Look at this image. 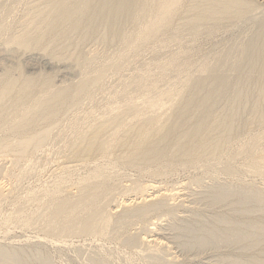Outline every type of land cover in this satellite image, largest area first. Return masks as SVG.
<instances>
[{
  "label": "rangeland",
  "instance_id": "rangeland-1",
  "mask_svg": "<svg viewBox=\"0 0 264 264\" xmlns=\"http://www.w3.org/2000/svg\"><path fill=\"white\" fill-rule=\"evenodd\" d=\"M43 1L44 0H29V1L28 0H0V89L6 83H11V85H9V87H7L3 90V91H5L3 96H1L3 91L0 90V98H1L0 99V113H1L0 117L2 116L1 119H3L4 117L5 118L10 117V114H8V113H10L9 110L11 108L10 103L13 100H15L16 98H18V95L21 94L20 93L21 89L23 92V90H25V88L28 84L32 86L31 88H29L30 94L27 95L28 99L26 97H24L27 100L23 98L24 102H26V104L28 106H31V104L34 103L33 97L36 98L38 93L42 94L43 91H45L43 94L48 93V91L50 92L51 89H52V91L56 90V92H58V93H60V90L66 91V92L60 93L62 95L57 93L56 96L60 95V98H57L58 97L57 96L56 97L57 99L54 100V103H53V101H51L52 98L49 100L51 102L44 101V103L46 105H44L43 108L48 105V107H50V109L46 108L45 110H43L42 107L38 106L40 109L42 108L41 110H43V111L47 110V112L43 113V111L41 112V110L38 109L37 107L33 109L36 111L37 116L40 115V117H43V116H45V114L48 115V114H51V112H52L54 118H51L50 121H45V120L39 118L40 120L38 121V119H37V121H36L35 120L36 118L34 119L33 117H29V118H32L34 120V123L31 122L33 120H30V122H27L29 124V127L32 126L29 128L30 130L28 129L29 131L34 132V134H35L36 131L41 132L43 127L45 128V130H46V128L47 129L51 128L50 126L47 127V125H49L48 123H50V122H51V124L56 122V124H53L54 127L52 125L51 129L46 130L47 132L51 130V132L48 133V135H46L47 133L43 132V130L41 133H43V134L46 133L45 136L44 135L38 136V134H40V133L36 132L37 135L35 134V136H34V139H36V140H34L32 145H30L31 147H28L29 153H31L30 157H28L29 159L27 157H24V158H21L20 160L18 159L19 161L15 160V157L11 156L13 154L10 152H9L10 155L9 154H7L6 156L2 155L3 158H5L7 156H8V158H6V159H3L2 157H1L2 159L0 158V182H4L5 187H6V190L4 191L5 196H3L0 199L2 201V203L0 201V247H3V250L2 251L0 250L2 252V253L0 252V264H83V263L84 264H154V263L155 264H191V263L192 264H264V230H263L264 229V198H263L264 195H262L263 196L262 197L261 194L259 193L260 189H263V192H262V190L260 192L262 194L264 193V175L261 174L262 172L259 171L258 166H256V165L253 166V169H250L251 167L249 166V164L252 162V160H251L252 157H254L253 158V160H254L257 156H259L260 153H262V150H264V142L261 141V139H260V138H262V135L264 133V122H262V120H261L262 119L261 114L262 115L264 114V106H263L264 105V97H263L264 91L259 89V84L260 85L262 84V86L264 84L263 83L264 79L260 78L261 69L260 68L259 69L253 68L254 70L252 69V71H251V69L249 70L250 67L248 68V66L250 64L244 65L245 67H242L241 69H239L237 71L236 77L235 78L233 77L232 78L233 80L231 79L230 83L233 86L231 84H229L231 86L228 85L226 87V89H227L226 91L222 90V92L219 91L218 93L216 91H214V93H213V90L210 91L213 83L210 81L211 79H209V77L207 78V74L204 71L205 67L211 66L213 61H215V60L217 61V56L220 58L222 56V54L224 53L223 51H227L232 46L234 39L237 37L239 30L242 27L244 29H246L250 26L252 27L253 22L255 20L252 19V25H250L249 24V23H251L250 16H249V18H250L249 19L248 17H246L244 15L243 17L244 18L246 17V20L248 18L249 20H247V21H249V22H247L242 17V18H239L237 20L235 19V23L232 21L233 24L231 22H229L230 24L227 23L225 25V27L224 26L222 27V29L216 28L215 31L217 32V30H218V33H216L215 31H212V30L209 31L211 34L208 33V31H207V33L204 32V33H202L203 35L200 34L198 36V38L193 43L190 44V42H189L188 45H191V47L188 48V50H186L187 53L180 54L181 57L180 56L171 57V55L167 57L166 52L168 50L166 52H164L165 50H162L160 53L159 52L149 53L147 51V52L141 53L142 55L141 56L138 55V57L130 55L129 57H126V59L122 58V57L121 58L115 57V59L113 60V58L111 59V56L115 55V54L114 55H112V54L115 52L114 50H117V43H116V40L114 37L113 38L115 41L112 40L113 39L112 36L110 35V33L107 32V30L105 28L103 29V31H101L103 27H99L95 30H91V29L87 28L86 29L87 33H85V28L87 27L85 23H79L78 25H77V23H74V25H73V23L72 24L67 23V25L69 24V26H67L66 23H62L63 21L61 20L62 22L60 21V24H59V22L57 21L58 18L54 17L55 15L52 13H50V14H52L51 18H53V20L51 18H49L50 14H47L49 19L46 17V15L43 16V17H45V19H43V17H41L40 14L47 7L45 8L42 5H44V6L48 5L47 2L45 3L46 4L45 5L43 3ZM41 2L43 4H41ZM34 3L36 5H34ZM260 3L264 4V0H261ZM43 8H44V10H43ZM38 11H41L40 14H38L39 13ZM45 11L42 14H45ZM258 11H256V13L255 12L253 13L254 19H256V20H259V19H261V17L264 16V12L261 13L262 10L260 12H258ZM46 13H47V11H46ZM249 14L252 17V13H249ZM256 14H258V15H256ZM36 16H38L39 19ZM178 17L177 16H176V18L174 17L175 20H173V22H174L173 24L175 26H178L175 24V23H177V24L179 23V22H176V20H178V19L180 20V16H178ZM46 18L49 20V22H50V19L52 21L50 23H48V20ZM54 18H55V20H54ZM183 20H185V19H183ZM244 20H245V22H244ZM56 21L58 22V24L55 23ZM181 23L182 22L180 21V24ZM236 25H237V27L238 26L239 27L237 28ZM228 26L229 27L231 26V28H229ZM226 27H227V30L225 29ZM223 29L226 31H224ZM26 30H29V31H26ZM87 30H91V31H87ZM104 30H106V33ZM219 31H221V32H219ZM99 32L102 33V35ZM107 33H108V36H107ZM255 33H257V31L254 32V34ZM103 34H104V37L106 39H103L104 38ZM241 35L243 37L244 36L248 37L249 33L246 35H244V34H241ZM97 36L99 37L100 40H98ZM100 36H101V38H100ZM110 36L112 39L110 38ZM233 36L234 37L236 36V37L234 38ZM242 36H241V38H243ZM246 37H244L245 38L243 40L244 42H246V40L249 38V37L248 38H246ZM105 40H108V41L105 42ZM228 40H230V42ZM115 43H116V45H115ZM236 43H237V41L235 42V44ZM110 44H111V46H110ZM112 44H113V46H112ZM253 44H254V42H251L250 45H253ZM101 45H102V47H101ZM169 48L172 51V50H174L175 45L173 44V46L171 45ZM169 48H167V49H169ZM108 49H109V51H108ZM110 53H112V54H110ZM115 53H117V51ZM154 53H156L158 56H156V54H154ZM176 53L177 54L180 53V49L178 51H176ZM259 53L262 56L261 49H260ZM152 54H154V55H152ZM215 54L216 55L218 54V55L216 56ZM154 56H156V57H154ZM152 57H153V59H152ZM107 58L108 59L110 58L111 60H108ZM187 58H188L189 63L187 62ZM132 60L134 62H132ZM120 61H122V62H120ZM182 61H183V65L185 62L187 71L185 70L183 72L182 70H180V63ZM104 62L106 64L108 62L107 65L109 67L107 65H105ZM114 62H117V63L115 64ZM123 62L125 65L123 64ZM215 62H213V63L215 64ZM118 63H121L123 66L122 65L120 66V64L118 65ZM187 63L189 65H187ZM114 65L118 66L119 71H118V68H115L117 66L114 67ZM101 66L105 69L101 70ZM104 66H106V67H104ZM107 67H108V69H107ZM97 69L101 70V72H104V77L100 78L98 81L96 80V78H97L96 75L93 73V71H95ZM124 69H126V71H124ZM244 70H247L248 72L244 71ZM113 74H114V76H113ZM141 74H143V75L141 76ZM187 74H188V77H187ZM246 75L248 76V78L250 76L253 78L250 77V80H249L248 78H246L247 77ZM200 76L203 78V80L205 78L208 79L207 82L205 81L207 84L205 82H203V80L201 81L202 78ZM141 77H145V78H142L143 80L142 79L140 80L139 78H141ZM242 77H244V78H242ZM31 78H33V79H31ZM186 78L190 82H188L186 80ZM259 78H260V80H259ZM122 79H123V81H122ZM256 79H258V80H256ZM25 80H26V83H25L26 85L23 84V82H25ZM28 80H30V81H28ZM95 80L97 81L96 83L94 82ZM131 80H132V82H131ZM137 80H140V81H137ZM194 80H196L197 83L194 82ZM244 80L246 81L245 83H244ZM251 80H252V82H251ZM116 81H117V83H116ZM234 81L236 84H238V86L240 85L239 90H238V86H237L238 92H237V90L235 91V93H237V95L235 94V96L233 94V92L235 90L234 87H236V84H233ZM256 81H257V83H255V85H253L254 82H256ZM27 82H28V84H27ZM134 82H136V83L138 82L139 84H140V82H142L143 85L141 83L142 86L140 85V87H139L138 83L136 84ZM239 82H240V84H239ZM124 83H126V84H124ZM193 83L195 86L193 85ZM211 83H212V85L210 86L209 84H211ZM248 83H250V85H247ZM123 84L125 86H123ZM203 84H205V85H203ZM196 85H199L201 87L200 88L198 87V90L196 89V91H195V88H197ZM207 85H209L210 87H208ZM244 85L245 86L247 85L246 89L244 88ZM186 86H188V87L191 86V88L190 87L188 88ZM192 86L194 87V89H192L193 88ZM250 86H252V87H250ZM254 86H257V87L254 88ZM28 87H30V86H28ZM81 87H83V88H81ZM249 87H250V89H249ZM187 88H188V90H187ZM213 88H215V86L212 87V89ZM233 88H234V90H233ZM57 89H58V91H57ZM228 89H229V91H228ZM8 90H10V91H8ZM19 90H20V92L18 93L17 91H19ZM257 90H258V93H257ZM127 91H129V92H127ZM239 91H242L241 94L239 93ZM261 91H263L262 94H261ZM9 92H10V94H9ZM71 92L74 93V94L72 93L74 95V97L72 96ZM145 92L146 93L148 92V93L146 94ZM230 92L233 94L234 98H233V96H231L232 94ZM246 92L248 93L247 95H246ZM17 93H18V95H17ZM64 93L67 95V99H66V95L63 96ZM200 93L202 96L200 95ZM209 93H210V95H209ZM259 93H260V95H262V98L259 95ZM131 94H133V96L136 95L134 97V98H136L135 99L136 101L134 102V98H133L132 99L133 102L132 101L131 102L135 103L136 105L140 104L141 106H143L142 104H146L145 103L146 100L148 101V99H151V96H152V99H153L152 103H155L153 105V107L155 105H157L155 108V110H157L156 112L158 114H159V112H160V114L163 112L161 114V116L163 115L162 118L164 116H166V120H165V118H163V120H164L163 125L161 123L162 121L159 122L161 124L158 123L160 125L161 130L164 132H162L160 130L161 132L159 131V133H158L157 131L159 129L156 128V130H157L156 134L158 133V135H156V136H159L160 134L162 135L168 129V131L165 134V136H167L168 135L167 133L169 132V129L171 127L170 132H169V137H165L163 135L166 138V139H163L164 137L160 135L159 138L155 136L154 137L155 139L153 140L152 134H153V136L155 135L154 134L155 129H154V133H152V134L150 133V136H149V138L152 139L153 142H151L152 140L150 141V140L146 139L148 141V142L146 141V143L149 144V141H150V144L154 145V146L152 145L153 149H154L153 150L154 153H156V151H155L156 149L158 151L162 148L161 149L162 152L165 151V153H170V154L172 153L170 155V157H169V155L166 156L168 158L164 157L165 159L164 158L159 159V158L154 157L155 160L151 157V159H153V161H151V159L147 160L148 159L147 157H146V159H144V157H143V159L146 160V162H144L143 159L141 160V157L140 158L137 157L140 160H138L136 158L138 161L137 160H131L129 162L130 163L129 164L127 162L128 160L124 159V157H123L122 151H124L123 149L128 147V146H126V147L124 146L121 149L117 148L119 151L117 149H114V151L112 152L113 154L111 153L109 156H104L105 159L104 158L101 159L102 157H100L101 160L98 159L96 162L92 161V162H87V163L85 162L84 163V162H79L78 160L74 159L75 157H72V155H71V153L73 152V150L71 149V146L74 143V140L76 139V137L79 136L78 134H77L78 136H76V134H74V133H76L78 131V129L79 130L81 128L83 129V126H84V128H86L87 125H89L90 123L92 124V122L94 123L96 120H97V123L102 124V120H103L102 118H104V120H105V117H101L103 115V112L105 115L107 114L106 118H109L110 116L108 117V115L110 114V112H108V111H110V109H112V106H113V108H115V106H116V108L119 106V109H121V110L125 109L127 107L126 103H128L125 97H127ZM175 94L181 95L182 98L178 97L175 100V101L178 100L176 102V105L174 104L175 106L172 104H168L169 103V102H167L168 99ZM195 94H197L198 98L196 96L195 97L193 96ZM238 94H240V95H238ZM251 94H252V97H251ZM13 95H15V96L13 97ZM42 95H41V97H43ZM68 95H69V97H68ZM141 95H143V96H141ZM208 95L211 96V98H209ZM212 95L214 96V98ZM220 95H221V97H220ZM229 95H230V97H228L229 99L226 100L227 99L226 97ZM256 95L258 96V98L254 99L257 97ZM205 96L209 99V101L207 99L206 102H208V103L210 102V106H213L211 100H213V101L218 100L216 97L219 98L218 101H221L220 103H222V102L224 103V101H225V103H224L225 106H224V104L221 105L217 101V102H214L215 105L217 103V105H216L217 107L214 105L212 107L213 108L212 109L209 106V104L205 102V99H206ZM3 97H5V98H3ZM52 97L54 99L55 95H52ZM61 97H63V98H61ZM200 97L203 101V104L200 103V102H202L200 100ZM231 97L233 98V103H234L235 98L239 99L241 97V99H239V100L236 99L238 101V102L235 101L236 104H232L230 102V105L232 104L230 106L229 102H227V101H232ZM188 98L192 99L194 102ZM224 98H225V100H223ZM243 98H245V100L248 101V104L246 103L247 108L244 106L245 104H244ZM260 98H261V101L259 102L258 100H260ZM58 99H59V102H61L60 104L58 103ZM61 99H64V100H61ZM195 99H196V102H195ZM197 99H199L198 104H199V106H202V108H199V109L196 108V110H194L195 107H199L197 105ZM247 99H249V100H247ZM262 99H263V101H262ZM241 100L243 101V104H241L239 106L238 104H240V102L242 103ZM256 100L258 102H256ZM186 101H188V102H186ZM166 102L169 106H167L166 104L164 106V103H166ZM178 102L181 104H179ZM184 102L187 103L186 106H185L186 103H184ZM204 102H205V104H204ZM227 103H228V105H227ZM252 103H255V104H252ZM258 103L261 104L260 106H262L261 107L262 109L258 106L259 105ZM120 104H121V106H120ZM58 105H60L62 107L63 111L59 110L61 108L60 106L58 107L59 109L56 108V106H58ZM171 105H172V107H171ZM204 105H206V106H204ZM233 105L236 106L233 108L235 110L232 109ZM237 105L239 106V108ZM4 106H5V108H4ZM52 106H55V107H52ZM71 106L73 107V109H70V108H72ZM221 106H224V107H221ZM65 107H67V108L69 107V108L67 109ZM82 107H83V109H82ZM168 107H169V109H168ZM186 107H188L186 109L187 111L185 110ZM206 107H208L209 110ZM219 107H220V109H217ZM244 107H245V110L243 109ZM7 108H9V110H7ZM4 109H5V111H4ZM36 109H38L40 111H37ZM51 109L53 111H51ZM54 109H55V111H58V112L60 111L58 113V116H57L56 112L54 111ZM182 109H184L185 112L182 111ZM255 109H257V110H255ZM33 110L31 112V115L32 114L34 115V113H35ZM49 110H50V112H49ZM65 110H68V111L65 112ZM103 110H105V111H103ZM188 110L190 111L189 115H188V112H189ZM231 110H232V112H231ZM261 110L263 111L262 113H261ZM2 111H3V113H2ZM179 111H181V115L183 117L181 120V117L179 116V122L181 120V122H184L185 126L181 125L183 123L180 124L179 122H177L178 126H177V124L174 123L177 126V128L174 129L175 126L173 125V127H172V123L175 122L176 120L178 121L177 114L179 115V113H180ZM191 111L195 113L194 114L195 116L194 115L192 116L193 113ZM254 111L257 112L258 116L255 115ZM73 112H75V113H73ZM201 112L203 115L205 112V115L204 116L202 114L200 115ZM220 112H221V114H220ZM224 112H226V113H224ZM242 112L244 114H242ZM61 113H62V115H61ZM64 113H65V115H64ZM70 113H71V115H70ZM150 113H152V112H150V110H148L147 112L145 111L144 114H147L149 116L143 115L142 118H138V119L135 118L134 120H132L130 123H132L133 128L131 127L130 123H128L129 125L126 124L127 125L126 127L124 125H123L124 127L123 126L122 127L124 129L129 127L131 130L136 129L135 124L142 125L145 122L144 117H146V119H147L148 117L153 116L152 115L153 113L151 115H150ZM175 113H176V115H175ZM239 113H240V115H239ZM54 114H55V116H54ZM155 114H154V117H155ZM184 114L186 115V118H185ZM234 114H236V115L234 116ZM8 115H9V117H8ZM36 115H34V117H36ZM198 115L201 116V119H203V122H204V118H205V122H207V120L209 121L208 126H206L207 124L205 122H204L205 127L203 124H202V126L198 124L201 120V119H199L200 116H198ZM159 116L160 115H158V117H156V118H159ZM161 116H160V118H161ZM175 116L177 118L176 120H175ZM196 116H197V119H195ZM205 116L207 117V119ZM253 116H255L254 119H257V120H254V122L251 121ZM55 117H56V121H54ZM57 117L58 118L60 117V118L58 119ZM188 117L191 119H189ZM230 117H232V118H230ZM257 117H259V118H257ZM210 118L212 119V121L218 120L219 123L218 122L215 123L216 124L215 126L213 125L214 124L213 123L212 126H210V123H211ZM217 118H219V119H217ZM119 119H121V118H119ZM194 119H195V121H194ZM226 119H229L230 122L233 121V122H231L232 124L229 122L227 124L228 120H226ZM242 119H244V120H242ZM41 120H43V121L41 122ZM141 120H143V121L141 122ZM171 120H173V121H171ZM184 120H186L188 123L185 122ZM220 120L221 121L223 120L222 123ZM224 120H226V121L224 122ZM240 120H241V122H240ZM6 121H8V120H6ZM35 121H36V123H35ZM99 121H101V122H99ZM106 121H108V119H106ZM121 121L124 123V119H121ZM136 121H137V123H136ZM167 121H168V123H167ZM197 121H199V122H197ZM38 122H41L42 124L38 123ZM118 122H119V120H118ZM3 123H2V125L0 124V136L2 137V138L0 137L1 142L2 143H3V141L4 142H7V141L15 142V140L17 138H19V135L21 134V131L17 129L18 127L16 128V126L18 124L13 122V124H15V126H14V125H12V123H11V125L10 124L7 125V124H5V123L3 124ZM37 123H38V125H37ZM164 123H165V126H167L168 128L164 126ZM166 123H167V125H166ZM190 123H191L190 126H192V127L188 128L187 126ZM224 123H225V125H224ZM237 123L240 124V126ZM179 124L181 125L182 128L186 127L188 129H190V130H188V129L183 130V131L187 130V133H189V134H186V133L183 134L182 133L183 136H182V134L178 135L179 133L177 131L179 129H181L179 131H182V128L180 127ZM247 124H248V126H247ZM40 125H42V126H40ZM161 125L164 126L163 127L164 130L162 129ZM194 125H197L196 130H198V128H200L201 131H205L206 133L201 132V131H199V133L196 132L194 129L195 127L193 128ZM1 126H2V128H1ZM12 126H14V128L17 132H15V130H14V128H12ZM213 126L218 127V128H216V130H215V128ZM70 127H71V129H70ZM157 127H159V126L157 125ZM231 127L233 128L232 132H231V130L230 131L228 130V128H231ZM7 128H9V129H7ZM123 128H121V130H124ZM192 128L194 129V131L191 130ZM239 128H241V130ZM172 129H174L173 132H172ZM126 130H125V134H123L124 131H120L119 136H121V138L123 137L124 140H126L127 138L130 139V137H127L128 135L129 136L131 135L132 139L135 138V136H134L135 134H133L134 131H131V130L128 131V129H126ZM29 131H28V133H31ZM60 131H61V133H60ZM66 131H68V132H66ZM190 131L194 133V136L197 135L198 139L202 137L201 139L204 142L201 139L198 140L200 143L203 142L202 146L199 145L200 143H198L197 137L195 139L197 142H195L193 133H190ZM224 131H225V133H229V135L232 133L231 138L228 137L229 139L226 138L228 135L225 134L226 135L225 138L228 141L224 140ZM152 132H153V130H152ZM195 132H196V134H195ZM215 132H216V134H215ZM220 132L222 134L221 136L219 134ZM70 133H71V135H70ZM86 133H88V132H86ZM201 133L202 134L204 133L205 136H204V134L201 135ZM234 133H235V135H234ZM109 134H110V132L107 131V132L103 133V135H105L103 137L106 138V136ZM170 134H172L173 137H175V138H171L172 135H170ZM185 134L187 136H185ZM218 134H219V136H218V138H216L217 137L216 135H218ZM236 134H239V135H237V137H236ZM54 135L56 137H53ZM83 135H85V134H83ZM83 135H81V136H83ZM189 135H191V137L193 138L194 141L191 140L192 139L191 137L188 138ZM207 135L208 136L210 135V136L208 137ZM212 135L214 136L212 138L217 139V140L215 139L216 141L212 140V138H211ZM40 136H41V138L42 137H45V138L44 139L42 138L43 140H41ZM138 136H136V137H138ZM177 136H178V138H176ZM219 137H220V139H219ZM160 138L162 141L161 143H163V144L161 145V143H160V146H159L158 144L160 142ZM167 138H168L170 145L168 144V141H166ZM185 138L186 139L188 138V140H186ZM132 139H130V140H132ZM158 139H159V142H157ZM162 139L165 140V142H167V143H165ZM171 139H174V141H175V139H176V141H177V139L178 140L180 139L181 141L179 143L181 145L176 143L177 146H175L176 141L174 142ZM189 139H190V142H189ZM204 139L206 140V142ZM207 139L210 141L211 140L213 141V142L211 141L213 143V146L215 145L214 142H217L219 140V142L216 144L217 145L219 144L218 147H220V145L223 144L222 145V152L219 151L218 154L216 153L215 155H213L214 157H211V154H209V152L212 151L211 149L213 148V146L210 149L211 142L208 145ZM130 140H128V142ZM172 141H173V143H171ZM40 142H42V143H40ZM184 142H186V143H184ZM228 142H229V144H228ZM259 142L260 143L262 142V143L260 144ZM164 144H166V145H164ZM193 144L199 145V150L196 153L200 152L199 155L197 154L200 158L195 156V157H193L194 159L192 161L187 162V160L185 161V158H186L185 152L187 151V149H190L191 147H193L194 146ZM205 144H207L208 147ZM253 144H255V147H253L254 146ZM256 144H258V145H256ZM33 145H34V148H33ZM171 145L172 146L174 145L176 149L174 148V146L172 147ZM178 145H180L179 147L180 148L182 147L183 149L182 148L179 149ZM184 146H186L185 152H184V149H185ZM203 146H205V148ZM223 146H226L227 148L226 147L224 148ZM158 147H159V149H158ZM202 147H203V149H202ZM206 147L208 149L207 153H206V151H204V150H207ZM165 148H168V149H165ZM171 148L174 149L175 151L172 150ZM163 149H165V150H163ZM169 149H170V151H166ZM177 149H178V151H177ZM143 151H144V149L142 150V152ZM256 151H258V152H256ZM114 152H116V153H114ZM173 152H177V155L175 154V157H174ZM180 152L184 153V154H181ZM119 153L121 154V157H120ZM116 154H118L119 156ZM58 155H60V156H58ZM181 155H183L185 158ZM9 156H10V158H9ZM207 156L211 157V159ZM204 157H206V158H204ZM119 158H121L122 160ZM229 159H230V161H229ZM111 160L112 161L114 160L112 162V165L110 164ZM116 161L118 162V164L120 163L119 165H121V166H119L118 164L114 165L113 163H115ZM35 162H36V164H35ZM90 163L93 165H91ZM32 164L34 166H32ZM128 164H129V166L132 165L133 167L132 166L128 167ZM223 164H225V165L228 164L227 166H229L230 169L233 170V172H231V173L227 172V174H226V172H222L221 168L223 167ZM221 165H222V167H221ZM22 166H24V167H22ZM68 166H69V168H68ZM83 166L84 167L86 166V167L84 168ZM97 166L99 168H97ZM29 167L33 168L34 171H31L33 169H30ZM123 167H125V168H123ZM218 167H219V169H218ZM20 169H21V171H20ZM95 169H100L103 172H105L103 174L104 176L102 177L104 179L101 178V179L97 180L98 182H100V180H101V182L103 181L102 184L105 185V187H106V184H107V186H111V184H114L115 186L117 185L116 186L117 190H115V191L113 190V193H110V194L107 193L106 198H105L107 200L106 203L104 202L105 199L102 200V202L100 203L102 205V207L100 204H98V207L95 206L98 209L102 208L103 212L105 211L104 216L101 215L102 212L101 213L99 212V213L103 217L107 216V219H108L107 223H105V225H101L99 227H96L95 228L96 230L90 231L91 233L89 232L90 234L82 233V235H81L79 233L80 234L79 236L74 234V233H77L75 231L73 232V235H75V236H73L72 234H71L72 236L69 235L70 233H72V231H70V232L67 231L68 233L66 232L67 233L66 234L65 232L61 233V232H57V231H53V230L50 232V230L46 229V231L48 233L45 232V230H43L44 228H42V225H43L44 220L47 217V214H48L50 208L47 210L42 209L43 212H40L41 211L40 209L42 208L41 207L42 204L45 205L49 202L51 203V201L52 202L54 201V198L57 200L61 195H63V193H64V195L69 194V195H67L69 197L70 196L72 197V195L76 196L77 195L76 193L79 192L78 186L80 185L79 183H81L82 178L84 179V178L88 177L90 174V171L95 170ZM254 169H256L257 171L256 170L253 171ZM76 170H78V171H76ZM218 170H219V172H218ZM214 172H216L217 174ZM5 173H8V174H5ZM218 173H220V174H218ZM106 174H107V176H106ZM51 176H53V177H51ZM109 176L111 177V179ZM219 176H221V177H219ZM105 177H109L110 180H108V178H105ZM113 178H114L115 182L113 181ZM117 178H118V180H117ZM120 178H121V180H120ZM122 179L125 180L126 183ZM104 180H105V183H104ZM126 180H130V181H126ZM152 181L157 183V184H160L161 186H164V187L170 186V188H171L174 185V186H176L175 188H177L178 190L180 189L179 194L177 195L178 201L177 200L174 202L170 201L172 203H169L170 204L169 209L172 208V210H173L175 208L176 210H173V212L171 211V213L167 214V213H164V211L169 210V209H165L167 207H164L163 208L164 211L163 210L162 211L167 216H165L163 213H161L162 212L161 209L158 211L152 210V211H150V214L148 215L149 217L142 222V221H140V219L138 217H136V219H135L134 214L132 216H131V214H129L130 208L132 211V208L134 209V207H136V204H137V206L141 205V204H139V202H137L136 204H135V202H133L132 207L130 206L127 210L125 207H122V206L120 208V206H118V202H120L122 197L126 198V199L128 197L129 198L134 197L135 194L138 192L136 190V187H135V185L137 186L138 183H148V182H152ZM50 182H52V183H50ZM117 182H119V183L117 184ZM135 182H137V183L133 184ZM43 183H44V185H43ZM95 183H97V182H95ZM121 183H124L125 186L123 184L121 185ZM127 183H129V184L127 185ZM220 183H221V185H220ZM114 185L112 187H114ZM179 185H180V187H179ZM132 186L134 187V189ZM219 186L221 188H219ZM52 187H53V189H52ZM257 188H259V191L257 190ZM43 190H45L44 193H43ZM135 190H136V192H135ZM117 191H119L118 194H117ZM251 191H253V192H251ZM256 191H258V193H256ZM45 192L47 193V195ZM109 192H112V191H109ZM123 192H125L127 195L124 194ZM129 192H130V194H129ZM210 192H211V194H210ZM52 193H53V195L55 194L54 196L52 195L53 198L51 196ZM73 193H75V194H73ZM255 193H256V196H255ZM223 194H225V195H223ZM257 194H260V195H257ZM119 195L121 196V198ZM45 196H47V197H45ZM237 198H239V199H237ZM46 199H49V200H46ZM50 203H49V205H50ZM103 204H104V206H103ZM116 204H117V206H116ZM172 204H173V206H172ZM177 204H178V206H176ZM181 204H183V205H181ZM105 206H107V207H105ZM108 207L110 209L113 208L114 210L109 209L107 211ZM115 207H116V209H119V210H117V215H116ZM105 208H106V210H105ZM123 210L126 213V214L124 213L125 215L123 214ZM44 211H45V213H44ZM106 212H108V213H106ZM156 212L158 213L157 216H156ZM40 214H42L43 217H45V216L46 217L44 219L41 218V220H40V217H39V216H41ZM160 214L161 215L163 214L164 216H162L158 220L157 217ZM7 215H8V218L6 217ZM123 215L125 218L122 217ZM117 216L119 217V220H118ZM153 218H155V219H153ZM156 218H157V220H156ZM31 219H33V220H31ZM148 219H151V220H148ZM216 219H217V221H216ZM110 220H113V221H110ZM153 220L155 222H157V224L155 225L156 227L154 226L155 227L154 232L150 233L152 236H150L149 239L151 240L152 238L154 239V238L158 237L163 243H161L162 245L158 244L160 246H157V244L154 243V245H153V243L150 242V245L147 244L150 246L149 247L146 245V243H148L149 241L145 242L143 244V242H142L143 240L140 238L148 230L146 224H148L150 221L153 222ZM36 221H38V222H36ZM117 222H119V223H117ZM143 224H144V226H143ZM36 225H37V227H36ZM40 226H41V228H40ZM238 230L240 232H237ZM230 231H233V232H230ZM49 232L50 233L53 232V233L50 234ZM55 232L57 235L55 234ZM58 233L61 234V235H59V237H57ZM86 234H87V236H86ZM244 234H246V235L244 236ZM119 235H120V237H118ZM37 236H38V238H37ZM82 236H84V237H82ZM94 236L96 237V239ZM239 236H240V238H239ZM45 237L47 238V240ZM61 237H63V238H61ZM72 237L73 238L75 237V239H74L75 244L73 243ZM79 237H81V238H79ZM137 237H139V240ZM64 238H66V239H64ZM49 239L50 240L52 239L51 242H49ZM57 239H58V242L56 243ZM59 239H61V240L64 239L66 242L63 240L62 241L60 240L61 241L60 242ZM244 239H246V240H244ZM137 240H138V242H137ZM70 241H72V245H71ZM62 242L66 243V244L68 242V244H70V245H68V247H67V245L63 244ZM134 245H136V246H134ZM243 245H244V248H243ZM75 246H76V248H75ZM241 247H242V250H241ZM147 248H148V251H147ZM0 249H2V248H0ZM4 249L8 253L4 252L5 251ZM139 251L142 253H140ZM145 251H147L149 255L147 253H145ZM76 252L78 255L76 254ZM88 254H89V256H88ZM146 255H148V257ZM171 255H172V258H171ZM173 257H175L174 263H173ZM98 259H99V262L97 261ZM175 259H176V263H175ZM171 260H172V262H171Z\"/></svg>",
  "mask_w": 264,
  "mask_h": 264
},
{
  "label": "bare ground",
  "instance_id": "bare-ground-1",
  "mask_svg": "<svg viewBox=\"0 0 264 264\" xmlns=\"http://www.w3.org/2000/svg\"><path fill=\"white\" fill-rule=\"evenodd\" d=\"M29 1V0H28ZM260 1L261 0H44L43 1V3L45 4L46 2H47V4L48 5H46V6H44V5H42L43 7H47L45 10L47 11V13H46V11L44 10V8H43V10L45 11V14H42L44 11H42V15L40 14V12L41 11H38L37 13L38 14H40V16L41 17H43V16H45L46 15V17L48 18V16H47V14H50V13H52V14H54L55 16L54 17H57L58 18V22H59V24H60V21L62 22V23H66V25H67V23H73V25H74V23H77V25L79 24V23H85L86 24V28H85V33H87L86 32V29L88 28V29H91V30H95V29H97V28H99V27H103L102 28V30L101 31H103V29L105 28L106 30H107V32L108 33H110V35L112 36V38L114 37L115 38V40H116V43H117V50H114L115 52L117 51V53H110V54H112V55H114V56H111V59L113 58V60L115 59V57H118V58H125L126 59V57H129L130 55L131 56H137L138 57V55H142L141 53H143V52H149V53H151V52H161L162 50H165L164 52H166L167 50V57L168 56H170L171 55V57H177V56H180V54H182V53H187V51L186 50H188V48H190L191 47V45H188L189 44V42H190V44L191 43H193L197 38H198V36L200 35V34H202V33H204V32H206L207 33V31H208V33H210L209 31H215L216 30V28H220V29H222V27L224 26L225 27V25L227 24V23H229V22H231L232 24H233V22L235 23V19L237 20V19H239V18H242L244 15L246 16V17H248L249 18V16H250V18H251V23H249L250 25H252V19L253 20H255L254 22H253V25H252V27L250 26V27H248V28H246V29H244L243 27V29L241 28L240 30H239V32H238V34H237V37L235 38L234 36V42H233V44H232V46L227 50V51H223L224 53L222 54V56L219 58L216 54V56H217V61L215 62V61H213V62H215V64L212 62V65L211 66H208V67H205L204 68V71L206 72V74H207V78L209 77V79H211L210 81L213 83V85H212V83L211 84H209L210 86L212 85V87H214L215 86V88H213L212 89V87H211V89H210V91H212L213 90V93H214V91H216L217 93L220 91V92H222V90H227L226 89V87L229 85V84H231L230 83V81H231V79L234 77H236V73H237V71L239 70V69H241L242 67H245L244 65H249L248 66V68H249V70L251 69V71H252V69L253 68H260L261 69V72H260V74H261V76H260V78L261 79H264V16L263 17H261V19H259V20H256V19H254V16H253V13L255 12L256 13V11H258V12H260L261 10V13L262 12H264V4L263 3H260ZM42 2H41V4H43ZM34 5H36L35 3H34ZM40 6V5H39ZM249 13H252V17H251V15L249 14ZM52 14H50V17L49 18H51V15ZM248 15V16H247ZM256 15H258V14H256ZM176 16L178 17V16H180V20L178 21V20H176V22H179L178 24L177 23H175L176 25H178V26H175L173 23V20H175L174 19V17L176 18ZM262 16V15H261ZM37 18H38V16H36ZM246 17L244 18L245 20H246ZM46 18V19H47ZM48 18V19H49ZM179 18V17H178ZM182 18V19H181ZM247 18V20H249ZM263 18V19H262ZM39 19V18H38ZM43 19H45V17H43ZM47 19V20H48ZM52 20H53V18H51ZM50 19V22L52 21ZM183 19H185V20H183ZM54 20H55V18H54ZM184 22H183V21ZM245 20H244V22H245ZM246 20V21H247ZM55 22V23H57L58 24V22ZM180 21L182 22L181 24H180ZM233 21V22H232ZM49 22V20H48V23H50ZM247 22H249V21H247ZM56 24V25H57ZM180 24V25H179ZM230 24V23H229ZM51 25V24H50ZM62 25V24H61ZM67 26H69V24L67 25ZM76 26V25H75ZM80 27V26H79ZM229 27V26H228ZM236 27H237V25H236ZM235 27V28H236ZM239 27V26H238ZM237 27V28H238ZM246 27V26H245ZM27 28V27H26ZM81 28V27H80ZM229 28H231V26L229 27ZM83 29V28H82ZM214 29V30H213ZM226 30H227V27L225 28ZM84 30V29H83ZM82 30V31H83ZM91 30H87V31H91ZM106 30H104L105 31V33H106ZM224 30V29H223ZM226 30H224V31H226ZM26 31H29V30H26ZM257 31V33H255L254 34V32H256ZM98 32V31H97ZM216 32V31H215ZM219 32H221V31H219ZM93 33V32H92ZM100 33V32H99ZM108 33H107V36H108ZM216 33H218V30H217V32ZM249 33V35H248V37H246V36H244V37H246V38H248L247 40H246V42H244L243 40L245 39L241 34H244V35H246V34H248ZM253 33V34H252ZM89 34V33H88ZM101 35H102V33H100ZM99 34V35H100ZM211 34V33H210ZM203 35V34H202ZM256 35V36H255ZM106 36V35H105ZM111 36H110V38H111ZM241 36L243 37V38H241ZM255 36V37H254ZM98 37V36H97ZM103 37H104V34H103ZM100 38H101V36H100ZM111 38V39H112ZM114 38L112 39L113 41H115L114 40ZM103 39H106L105 37L103 38ZM102 39V40H103ZM98 40H100L99 39V37H98ZM237 41V43L235 44V42ZM108 40H105V42H107ZM229 42H230V40H228ZM174 42V43H173ZM251 42H254V44L253 45H250L251 44ZM101 43V42H100ZM112 43V42H111ZM116 43H115V45H116ZM173 44L175 45V48H174V50H172L171 51V49L169 48L171 45L173 46ZM110 46H111V44H110ZM109 46V47H110ZM112 46H113V44H112ZM101 47H102V45H101ZM104 47V46H103ZM107 47V46H106ZM108 47V48H109ZM167 48H169V49H167ZM116 49V48H115ZM180 49V53H176V51H178ZM260 49H261V51H262V56L260 55V53H259V51H260ZM104 51V50H103ZM106 51V50H105ZM108 51H109V49H108ZM213 52V51H212ZM190 53V52H189ZM109 54V55H110ZM154 54H156V53H154ZM154 54H152V55H154ZM119 55V56H118ZM161 55V54H160ZM175 55V56H174ZM210 55V54H209ZM106 56V55H105ZM156 56H158L157 54H156ZM156 56H154V57H156ZM108 57V56H107ZM181 57V56H180ZM184 57V56H183ZM182 57V58H183ZM134 58V57H133ZM144 58V57H143ZM148 58V57H147ZM165 58V57H164ZM219 58V59H218ZM108 59V58H107ZM110 58L108 59V60H111ZM132 59V58H131ZM135 59V58H134ZM151 59V58H150ZM152 59H153V57H152ZM151 59V60H152ZM167 59V58H166ZM172 59V58H171ZM184 59V58H183ZM182 59V60H183ZM190 59V58H189ZM120 60V59H119ZM124 60V59H123ZM181 60V59H180ZM185 61V60H184ZM212 61V60H211ZM106 62V61H105ZM104 62V63H105ZM111 62V61H110ZM120 62H122V61H120ZM126 62V61H125ZM129 62V61H128ZM131 62V61H130ZM132 62H134L133 60H132ZM131 62V63H132ZM187 62L189 63V61H188V58H187ZM115 64L117 63V62H114ZM113 63V64H114ZM187 63V65H189ZM107 64H108V62H107ZM106 63H105V65H107ZM120 64V66L122 65L121 63H118V65ZM123 64H124V62H123ZM127 64V63H126ZM211 64V63H210ZM104 65V64H103ZM125 65V64H124ZM133 65V64H132ZM108 66V65H107ZM115 66H117V65H114V67ZM123 66V65H122ZM104 67H106V66H104ZM109 67V66H108ZM108 67H107V69H108ZM113 67V66H112ZM193 67V66H192ZM191 67V68H192ZM115 68H118V66L117 67H115ZM114 68V69H115ZM100 69V68H99ZM102 69H105V68H103L102 66H101V70ZM132 69V68H131ZM130 69V70H131ZM101 70H95V71H93V73L96 75V80L98 81L100 78H103L104 77V72H101ZM180 70H182L183 72L186 70V64H185V62H184V65H183V61L180 63ZM192 70V69H191ZM203 70V69H202ZM254 70V69H253ZM118 71H119V68H118ZM124 71H126V69H124ZM187 71V70H186ZM244 71H247V70H244ZM259 71V70H258ZM106 72V71H105ZM181 72V71H180ZM202 72V71H201ZM248 72V71H247ZM126 73V72H125ZM147 73V72H146ZM245 73V72H244ZM121 74V73H120ZM205 74V75H206ZM242 74V73H241ZM254 74V73H253ZM125 75V74H124ZM143 74H141V76H142ZM249 75V74H248ZM113 76H114V74H113ZM118 76V75H117ZM145 76V75H144ZM238 76V75H237ZM247 76V75H246ZM187 77H188V74H187ZM201 77V76H200ZM240 77V76H239ZM238 77V78H239ZM251 77V76H250ZM250 77L248 78V76L246 77V78H248L249 80H250ZM26 78V77H25ZM142 78H145V77H141V78H139L140 80L142 79ZM202 78V77H201ZM207 78H205L204 80H203V78L201 79V81L203 80V82H207ZM242 78H244V77H242ZM251 78H253V77H251ZM260 78H259V80H260ZM28 79V78H27ZM26 79V80H27ZM31 79H33V78H31ZM197 79V78H196ZM24 80V79H23ZM26 80H25V82H23V84L24 85H26L25 83H26ZM94 81L95 83L97 82V81ZM130 80V79H129ZM140 80H137V81H140ZM143 80V79H142ZM186 80H187V78H186ZM200 80V79H199ZM198 80V81H199ZM233 80V79H232ZM256 80H258V79H256ZM28 81H30V80H28ZM121 81V80H120ZM122 81H123V79H122ZM184 81V80H183ZM188 81V80H187ZM49 82V81H48ZM119 82V81H118ZM131 82H132V80H131ZM130 82V83H131ZM188 82H190V81H188ZM187 82V83H188ZM194 82H196V80H194ZM205 82V83H206ZM209 82V81H208ZM246 81L244 80V83H245ZM251 82H252V80H251ZM250 82V83H251ZM35 83V82H34ZM94 83V84H95ZM116 83H117V81H116ZM122 83V82H121ZM129 83V84H130ZM134 83H136V82H134ZM133 83V84H134ZM138 83V82H137ZM136 83V84H137ZM141 83L142 82H140V84L138 83V86L140 87V85H141ZM197 83V82H196ZM210 83V82H209ZM250 83H248L247 85H250ZM255 83H257V81L256 82H254V84L253 85H255ZM263 83H264V81H263ZM27 84H28V82H27ZM32 84V83H31ZM43 84V83H42ZM49 84V83H48ZM124 84H126V83H124ZM123 84V86H125ZM201 84V83H200ZM207 84V83H206ZM233 84H236L235 83V81H234V83ZM239 84H240V82H239ZM9 85H11V83H6L5 85H3L2 86V88L0 89L1 91H3L5 88H7V87H9ZM132 85V84H131ZM142 85H143V83H142ZM141 85V86H142ZM193 85H194V83H193ZM203 85H205V84H203ZM209 85H207L208 87H210ZM232 85V84H231ZM231 85H229V86H231ZM247 85L245 86L244 85V88L246 89V87H247ZM257 85V84H256ZM28 86H30V87H28ZM120 86V85H119ZM185 86V85H184ZM195 86V85H194ZM197 86V88H195V91H196V89L198 90V87L200 88L201 86H199V85H196ZM206 86V87H207ZM233 86V85H232ZM237 86H238V84H236V87H234L235 88V90H234V88H233V90H234V92H233V94H234V96H235V94L237 95V93H235V91L237 90ZM240 86V85H239ZM239 86H238V90L240 89L239 88ZM32 86L31 85H27L26 86V88H25V90H23V92H22V89H21V92H20V90L19 91H17L18 93L20 92L21 94H19L18 95V93H17V95H18V98H16L15 100H13L9 105L11 106V108H10V110H9V108H7V110H9V112L10 113H8V114H10V117H9V115H8V117L9 118H3V119H1V117H0V124L2 125V123L4 122L5 124H7V125H11V123H12V125H14L15 126V124H13V122H15L16 124H18L17 126H16V128L18 129V130H20L21 131V136L19 135V138H17L16 140H15V142H9V141H7V142H4L3 141V143L1 142V139H0V158L2 157L3 158V156L2 155H4V156H6L7 154H9V152L10 153H12L13 155H11V156H13V157H15V160H20L21 158H24V157H30V154L31 153H29V148L28 147H31L30 145H32V143L34 142V140H36V139H34V136H35V134H36V132H39V131H36L35 132V134H34V132H31V131H29L30 129V127H32V126H30L29 127V124L27 123V122H30V120H33L32 118H29V117H33L36 121H37V119H38V121L40 120V119H43V120H45V121H50L51 120V118H54L53 117V113L51 112V114H45V116H43V117H40V115L39 116H37L36 114V111L35 110H33L34 108H38V109H40L38 106H40V107H42L43 108V106L44 105H46L45 103H44V101H48V102H51V101H53V103H54V100H56L57 98H60V95H62V94H60V93H63V92H66V91H61L60 90V93H58V92H56V90H53L52 91V89L50 90V92L48 91V93H46V94H43L45 91H43L42 92V94H39L38 93V97L36 96V98L35 97H33L34 99H33V104H31V106H28L27 104H26V102H24V100H23V98L24 97H26L27 99H28V97H27V95H29L30 94V91H29V88H31ZM186 87H188V86H186ZM190 88H191V86H189ZM188 87V88H189ZM193 87V86H192ZM207 87V88H208ZM250 87H252V86H250ZM250 87H249V89H250ZM255 87H257V86H254V88ZM37 88V87H36ZM81 88H83V87H81ZM129 88V87H128ZM188 88H187V90H188ZM204 88V87H203ZM192 89H194V87L192 88ZM191 89V90H192ZM232 89V88H231ZM248 89V88H247ZM259 89L260 90H263L264 91V84H263V86H262V84L260 85L259 84ZM82 90V89H81ZM124 90V89H123ZM238 90H237V92H238ZM259 90V91H260ZM8 91H10V90H8ZM57 91H58V89H57ZM80 91V90H79ZM85 91V90H84ZM149 91V90H148ZM228 91H229V89H228ZM232 91V90H231ZM243 91V90H242ZM242 91H239V93L241 94V92ZM248 91V90H247ZM263 91H261V94H262V92ZM4 92L5 91H3V93H2V95L1 96H3V94H4ZM35 92V91H34ZM56 92V93H55ZM68 92V91H67ZM83 92V91H82ZM126 92V91H125ZM127 92H129V91H127ZM193 92V91H192ZM191 92V93H192ZM207 92V91H206ZM244 92V91H243ZM250 92V91H249ZM55 93V94H54ZM60 94L58 97L56 96V94ZM73 92H71V94H72ZM122 93V92H121ZM146 93V92H145ZM144 93V94H145ZM148 93V92H147ZM146 93V94H147ZM196 93V92H195ZM212 93V94H213ZM231 93V92H230ZM229 93V94H230ZM257 93H258V90H257ZM9 94H10V92H9ZM8 94V95H9ZM16 94V93H15ZM36 94V93H35ZM69 94V93H68ZM74 94V93H73ZM72 94V96L74 97V95ZM85 94V93H84ZM92 94V93H91ZM124 94V93H123ZM128 94V93H127ZM150 94V93H149ZM216 94V93H215ZM221 94V93H220ZM232 94V93H231ZM230 94V95H231ZM233 94L231 95V96H233ZM240 94H238V95H240ZM248 93L246 92V95H247ZM34 95V94H33ZM41 95L43 96V97H41ZM52 95H55V98L53 99V97H52ZM66 94L64 93V95L63 96H65ZM83 95V94H82ZM183 95V94H182ZM192 95V94H191ZM200 95H201V93H200ZM209 95H210V93H209ZM208 95V96H209ZM230 95L229 96H227L226 98V100H228L229 98L228 97H230ZM258 95V94H257ZM256 95V96H257ZM259 95H260V93H259ZM264 95V94H263ZM5 96V95H4ZM12 96V95H11ZM15 95H13V97H14ZM136 96V95H135ZM135 96H133V94H131V95H129V96H127V97H125L126 98V100H127V102L128 103H126L127 105V107L125 108V109H119V106L116 108V106H115V108H113V106H112V109H110V111H108V112H110V114L108 115V117L109 118H106V116H107V114L105 115L104 114V112H103V115L101 116V117H105V120H104V118H102L103 120H102V124H99V123H97V120L93 123L92 122V124L90 123L89 125H87L86 126V128H84V126H83V129L81 128L80 130L78 129V131L76 132V133H74L73 131V133L74 134H76V136H78V137H76V139L74 140V145L72 144V146H71V149L73 150V152L71 153V155H72V157H75L74 159H76V160H78L79 162H92V161H94V162H96L98 159H100V157H102L101 159H105V157L104 156H109L113 151H114V149H121V148H123L124 146L126 147V146H128L127 148H125V149H123L124 151H122L123 152V157H124V159H127L128 161V163L131 161V160H137L138 158H140L141 157V160L143 159V157H144V159H146V157L148 158L147 160H149V159H151V157L154 159V157L155 158H159V159H161V158H168V157H166V156H168L169 155V157H170V155L172 154H170V153H165V151H163L162 152V148L160 149V150H158L157 151V149L155 150L156 151V153H154L153 152V144H150V141L152 140V139H150L149 138V136H150V133L152 134V133H154V129H155V135L153 136V134H152V137H153V140L155 139L154 137L156 136V135H158V133H159V131L161 130V128H160V125L159 124H161L162 123V125H163V118H165V120H166V116H164L163 118H162V116H161V114L163 113H161L160 114V112H159V114L156 112L157 110H155V108H156V106L157 105H155L154 107H153V105L155 104V103H152L153 102V99H152V96H151V99H148V101L146 100V104H142L143 106H141L140 104L139 105H136L135 103H132L133 102V98L135 97ZM141 96H143V95H141ZM150 96V95H149ZM148 96V97H149ZM154 96V95H153ZM194 97L196 96L197 97V94H195V95H193ZM202 96V95H201ZM213 96V95H212ZM234 96H233V98H234ZM254 96V95H253ZM261 96V98H262V95H260ZM12 97V98H13ZM57 97V98H56ZM68 97H69V95H68ZM72 97V98H73ZM92 97V96H91ZM178 97H181V95H177V94H175V95H173V96H171L169 99H168V101L167 102H169L168 104H172V105H176V102L178 101H175ZM193 97V98H194ZM220 97H221V95H220ZM238 97V96H237ZM248 97V96H247ZM251 97H252V94H251ZM264 97V96H263ZM3 98H5V97H3ZM2 98V99H3ZM26 98H24V99H26ZM53 100H52V99ZM61 98H63V97H61ZM182 98V97H181ZM198 98V97H197ZM205 102H206V100L208 99L206 96H205ZM209 98H211V96H209ZM213 98H214V96H213ZM218 100H219V98L218 97H216ZM232 98V97H231ZM233 98H232V101H227V102H229V105H230V102L232 103V104H236V102L235 101H237V100H239V99H241V97L239 98V99H237V98H235L234 99V103H233ZM258 98V96L256 97V98H254V99H257ZM261 98H260V100H258L259 102L261 101ZM1 99V98H0ZM26 99V100H27ZM51 99V101H49ZM66 99H67V95H66ZM87 99V98H86ZM92 99V98H91ZM136 98H134V102L136 101L135 100ZM139 99V98H138ZM143 99V98H142ZM147 99V98H146ZM185 99V98H184ZM188 99H190V98H188ZM237 99V100H236ZM244 99V106L247 108V106H246V103L248 104V101H246L245 100V98H243ZM25 100V101H26ZM61 100H64V99H61ZM89 100V99H88ZM125 100V101H126ZM144 100V99H143ZM182 100V99H181ZM191 101H193L192 99H190ZM189 100V101H190ZM198 100L199 99H197V105L199 106V104H198ZM200 100L202 101V99H201V97H200ZM215 100V99H214ZM217 100V101H218ZM223 100H225V98L223 99ZM222 100V101H223ZM247 100H249V99H247ZM85 101V100H84ZM90 101V100H89ZM132 101V102H131ZM175 101V102H174ZM208 101H209V99H208ZM212 101V104H213V106L215 105L214 104V102H217V101H213V100H211ZM242 101V100H241ZM253 101V100H252ZM257 100H256V102H258ZM262 101H263V99H262ZM24 102V103H23ZM63 102V101H62ZM167 102L166 103H164V106H165V104L167 105V106H169L168 104H167ZM186 102H188V101H186ZM186 102H184V103H186ZM194 102V101H193ZM195 102H196V99H195ZM200 102V101H199ZM205 102H204V104H205ZM219 103L221 102V101H218ZM238 102V101H237ZM254 102V101H253ZM44 103V104H43ZM47 103V102H46ZM57 103V102H56ZM55 103V104H56ZM58 103L60 104L61 102H59V99H58ZM57 103V104H58ZM179 103V102H178ZM191 103V102H190ZM189 103V104H190ZM200 103H202L203 104V101L202 102H200ZM206 103H208V102H206ZM224 103H225V101H224ZM223 102L222 103H220L221 105H223L224 104ZM262 103V102H261ZM48 104V103H47ZM50 104V103H49ZM179 104H181V103H179ZM209 104V106H210V102L208 103ZM231 104V105H232ZM241 104H243V101H242V103L240 102V104H238L239 106L241 105ZM252 104H255V103H252ZM251 104V105H252ZM259 104V103H258ZM54 105V104H53ZM123 105V104H122ZM172 105H171V107H172ZM174 105V106H175ZM187 105V103L185 104V106ZM216 105H217V103H216ZM215 105V106H216ZM227 105H228V103H227ZM230 105V106H231ZM237 105V106H238ZM261 104H259L258 106L261 108L262 106H260ZM8 106V105H7ZM51 106V105H50ZM60 105H58V106H56V108H58ZM120 106H121V104H120ZM163 106V107H164ZM191 106V105H190ZM204 106H206V105H204ZM208 106V107H209ZM213 106H210L211 108L213 107ZM224 106H225V104H224ZM224 106H221V107H224ZM239 106H238V108H239ZM264 106V105H263ZM52 107H55V106H52ZM61 107V106H60ZM70 107V106H69ZM68 107V108H69ZM72 107V106H71ZM75 107V106H74ZM87 107V106H86ZM180 107V106H179ZM192 107V106H191ZM208 107H206L207 109H208ZM217 107V106H216ZM215 107V108H216ZM228 107V106H227ZM234 107H236V106H232V109L234 108ZM243 107V106H242ZM245 107L243 108L244 110H245ZM254 107V106H253ZM4 108H5V106H4ZM41 108V109H42ZM50 109V107H48V105L46 106V107H44L43 108V110H45V109ZM55 108V109H56ZM65 108H67V107H65ZM67 108V109H68ZM167 108V107H166ZM183 108V107H182ZM188 107H186L185 108V110L187 109ZM196 108H202V106H199V107H195V109L194 110H196ZM251 108V107H250ZM258 108V107H257ZM3 109V108H2ZM38 109H36L37 111H40V110H38ZM55 109H54V111H55ZM59 109V108H58ZM70 109H73V107L72 108H70ZM69 109V110H70ZM82 109H83V107H82ZM168 109H169V107H168ZM174 109V108H173ZM172 109V110H173ZM205 109V108H204ZM213 109V108H212ZM217 109H220V107L219 108H217ZM228 109V108H227ZM262 109V108H261ZM6 110V111H7ZM32 110L35 112L34 113V115H36V117H34V115L32 114L31 115V112H32ZM43 110H41V112L43 111ZM57 110V109H56ZM60 111H63V109H62V107L59 109ZM88 110V109H87ZM148 110H150V112H152V113H150V115L152 114L153 116H151V117H148L147 119H146V117H144L145 118V122L142 124V125H140V124H135L134 126H135V128L136 129H130L129 127H127L126 129H128V131H134L133 132V134H135L134 136H135V138H131V135L129 136H127V137H130V139H132V140H130V139H126V140H124V138L122 139L121 138V136H119L120 135V131H124L123 132V134H125V130L126 129H124L123 127L125 126H127V125H129L128 123H130L132 120H134L135 118L136 119H138V118H142V116L143 115H147V114H144V112L146 111H148ZM209 110V109H208ZM207 110V111H208ZM225 110V109H224ZM233 110H235V109H233ZM239 110V109H238ZM255 110H257V109H255ZM4 111H5V109H4ZM51 111H53L52 109H51ZM59 111V112H60ZM68 110H65V112H67ZM103 111H105V110H103ZM106 111V112H107ZM167 111V110H166ZM174 111V110H173ZM172 111V112H173ZM182 111H184V109H182ZM187 111V110H186ZM189 111V110H188ZM193 111V110H192ZM191 111V112H192ZM198 111V110H197ZM253 111V110H252ZM8 112V111H7ZM44 112H47V110L46 111H43V113ZM49 112H50V110H49ZM48 112V113H49ZM56 112V114H57V116H58V111H55ZM70 112V111H69ZM105 112V113H106ZM176 112V111H175ZM180 113H179V115L177 114V116H178V121L176 120L177 118H176V116H175V122H171L172 123V127H173V125L175 126L174 127V129L175 128H177V126H178V123L177 122H179V116L181 117V120H182V115H181V111H179ZM185 112V111H184ZM211 112V111H210ZM231 112H232V110H231ZM246 112V111H245ZM255 112V115L256 116H258L257 115V112L256 111H254ZM263 111L261 110V113H262ZM2 113H3V111H2ZM6 113V112H5ZM4 113V114H5ZM63 113V112H62ZM62 113H61V115H62ZM73 113H75V112H73ZM113 113V114H112ZM149 113V112H148ZM157 115H156V114ZM165 113V112H164ZM189 113H190V111L188 112V115H189ZM193 114H192V116L195 114L194 112H192ZM215 113V112H214ZM217 113V112H216ZM224 113H226V112H224ZM41 114V113H40ZM90 114V113H89ZM154 114H155V117H154ZM168 114V113H167ZM183 114V113H182ZM199 114V113H198ZM202 114V112L200 113V115ZM207 114V113H206ZM220 114H221V112H220ZM242 114H244L243 112H242ZM0 115H1V113H0ZM64 115H65V113H64ZM70 115H71V113H70ZM92 115V114H91ZM98 115V114H97ZM158 115H160L161 116V118H160V116H159V118H156V117H158ZM165 115V114H164ZM175 115H176V113H175ZM185 115V114H184ZM187 115V116H188ZM200 115H198V116H200ZM203 115V114H202ZM204 115H205V112H204ZM203 115V116H204ZM236 114H234V116H235ZM239 115H240V113H239ZM254 115V114H253ZM54 116H55V114H54ZM89 116V115H88ZM147 116H149V115H147ZM195 116V115H194ZM202 116V117H203ZM208 116V115H207ZM243 116V115H242ZM251 116V115H250ZM261 116H262V122H264V114L262 115L261 114ZM7 117V116H6ZM154 117V118H153ZM170 117V116H169ZM206 117V116H205ZM209 117V116H208ZM215 117V116H214ZM229 117V116H228ZM260 117V116H259ZM259 117H257V118H259ZM40 118V119H39ZM58 118V117H57ZM60 118V117H59ZM58 118V119H59ZM119 118H121V119H124V123L121 121V119H119ZM174 118V117H173ZM172 118V119H173ZM185 118H186V115H185ZM189 118V117H188ZM230 118H232V117H230ZM229 118V119H230ZM255 118V116H253V118H252V122H254V120H257V119H254ZM29 119V120H28ZM89 119V118H88ZM99 119V118H98ZM106 119H108V121H106ZM170 119V118H169ZM189 119H191V118H189ZM195 119H197V116H196V118ZM195 119H194V121H195ZM199 119H201V116H200V118ZM206 119H207V117H206ZM217 119H219V118H217ZM229 119H226V120H228L227 121V124H228V122L229 123H231V122H233V121H229ZM251 119V118H250ZM6 120H8V121H6ZM43 120H41V122L43 121ZM62 120V119H61ZM87 120V119H86ZM101 120V119H100ZM117 120V121H116ZM118 120H119V122H118ZM181 120H180V124L181 123H183V124H181L182 126L184 125L185 126V124H184V122H181ZM210 120H211V123H210V126H212V124L215 126L216 124L215 123H217L218 122V120L217 121H212V119L210 118ZM226 120H224V122L226 121ZM232 120V119H231ZM242 120H244V119H242ZM36 121H35V123H36ZM54 121H56V117H55V120ZM58 121V120H57ZM126 121V122H125ZM139 121V120H138ZM143 120H141V122H142ZM160 121H162L161 123H159ZM171 121H173V120H171ZM185 122H187L186 120H184ZM221 121V120H220ZM223 121V120H222ZM222 121H221V123H222ZM31 122H33L34 123V120L33 121H31ZM41 122H38V123H41ZM59 122V121H58ZM99 122H101V121H99ZM115 122V123H114ZM117 122V123H116ZM122 122V123H121ZM197 122H199V121H197ZM204 122H205V118H204ZM203 122V119H201L200 120V122L198 123L199 125H201L202 126V124L204 125L205 123L207 124L206 126H208V124H209V121L207 120V122H205L204 123ZM240 122H241V120H240ZM246 122V121H245ZM244 122V123H245ZM3 123V124H4ZM38 123H37V125H38ZM75 123V122H74ZM136 123H137V121H136ZM159 123V124H158ZM167 123H168V121H167ZM167 123H166V125H167ZM177 124V126L175 125V124ZM188 123V122H187ZM219 123V122H218ZM42 124V123H41ZM47 124V123H46ZM49 125H47V127H51L52 128V125L53 124H56V122H54V123H52L51 124V122L50 123H48ZM73 124V123H72ZM78 124V123H77ZM127 124V125H126ZM131 124V127H132V123H130ZM179 124V125H180ZM193 124V123H192ZM196 124V123H195ZM232 124V123H231ZM238 124V123H237ZM250 124V123H249ZM252 124V123H251ZM36 125V126H37ZM86 125V124H85ZM124 125V126H123ZM157 125L159 126V127H157ZM161 125V127H162V129L164 130V126H165V123H164V126H162ZM181 125H180V127H181ZM191 125V123L187 126L188 128H191L192 126H190ZM219 125V124H218ZM217 125V126H218ZM224 125H225V123H224ZM234 125V124H233ZM239 126H240V124H238ZM245 125V124H244ZM243 125V126H244ZM4 126V125H3ZM14 126H12V128H14ZM35 126V127H36ZM40 126H42V125H40ZM69 126V125H68ZM123 126V127H122ZM138 126V127H137ZM169 126V125H168ZM213 126V127H214ZM230 126V125H229ZM237 126V125H236ZM247 126H248V124H247ZM8 127V126H7ZM53 127H54V125H53ZM81 127V126H80ZM165 127H167V126H165ZM195 127V128H194ZM196 127H197V125H194L193 126V128L195 129V131L196 132H198L199 133V131H201V129L200 128H198V130H196ZM204 127H205V125H204ZM221 127V126H220ZM1 128H2V126H1ZM51 128H46V130H49V129H51ZM121 128H123L124 130H121ZM133 128V127H132ZM156 128L157 129H159L158 131L156 130ZM168 128V127H167ZM166 128V129H167ZM182 128V127H181ZM188 128H186V127H183L182 128V131L184 130V129H188ZM191 129V130H193L194 131V129ZM203 128V127H202ZM207 128V127H206ZM205 128V129H206ZM209 128V127H208ZM215 128V130H216V128H218V127H214ZM245 128V127H244ZM7 129H9V128H7ZM29 129V130H28ZM70 129H71V127H70ZM170 129H171V127H170ZM170 129H169V132H170ZM174 129H172V132H173V130ZM240 130H241V128H239ZM14 130H15V128H14ZM34 130V129H33ZM41 130V129H40ZM43 132H46L45 134L46 135H48V133H50L51 132V130L50 131H46L45 130V128L43 127ZM42 130H41V132H42ZM45 130V131H44ZM152 130H153V132H152ZM177 130V129H176ZM179 130H181V129H179ZM177 131L179 134L178 135H180V134H184V133H186V134H189V133H187V130H185V131ZM188 130H190V129H188ZM207 130V129H206ZM227 130V129H226ZM228 130L230 131L231 130V132H232V130H233V128L231 127V128H228ZM237 130V129H236ZM28 131L29 132H31V133H28ZM53 131V130H52ZM65 131V130H64ZM63 131V132H64ZM107 131H109L110 132V134L109 135H107L106 136V138H104L103 136H105V135H103V133H105V132H107ZM127 131V130H126ZM156 131L158 132L157 134H156ZM162 131V130H161ZM160 131V132H161ZM167 131H168V129H167ZM167 131H165V133H163L161 136H165V134H166V132ZM15 132H17L16 130H15ZM41 132H39L40 134H38V136L39 135H44L45 136V134H43V133H41ZM58 132V131H57ZM56 132V133H57ZM66 132H68V131H66ZM86 132H88V133H86ZM138 134H137V133ZM162 132H164V131H162ZM169 132L167 133L168 135L167 136H165V137H169ZM176 132V131H175ZM174 132V133H175ZM176 132V133H177ZM196 132H195V134H196ZM201 132H204V133H206L205 131H201ZM214 132V131H213ZM212 132V133H213ZM228 132V131H227ZM3 133V132H2ZM20 133V132H19ZM55 133V132H54ZM59 133V132H58ZM60 133H61V131H60ZM190 133H193V132H191L190 131ZM203 133V134H204ZM223 133V132H222ZM238 133V132H237ZM18 134V133H17ZM23 134V135H22ZM73 134V135H74ZM78 134V135H77ZM83 134H85V135H83ZM88 134V135H87ZM107 134V133H106ZM129 134V133H128ZM137 134V135H136ZM173 134V133H172ZM172 134H170V135H172ZM183 134H182V136H183ZM185 134V136H187ZM202 133H201V135H203ZM209 134V133H208ZM215 134H216V132H215ZM220 134V136L222 135L221 134V132L219 133ZM219 134L218 135H216L217 137L216 138H218V136H219ZM225 134H227L228 136L226 137L227 139H229V138H231V134L229 135V133H225V131H224V140L225 141H228L226 138H225ZM240 134V133H239ZM239 134H236V137H237V135H239ZM37 135V134H36ZM56 135V134H55ZM53 136V137H56V136ZM70 135H71V133H70ZM81 135H83V136H81ZM87 135V136H86ZM139 135V136H138ZM159 135V136H160ZM174 135V134H173ZM173 135L171 136V138H175V137H173ZM234 135H235V133H234ZM41 136H40V138H41ZM125 136V135H124ZM136 136H138V137H136ZM159 136H156V137H158L159 138ZM163 136V137H164ZM193 136H194V133H193ZM200 136V135H199ZM204 136H205V134H204ZM208 136V135H207ZM206 136V137H207ZM210 136V135H209ZM208 136V137H209ZM1 137V136H0ZM141 137V138H140ZM151 137V138H152ZM163 138V139H166V138ZM191 137V135H189L188 136V138H190ZM196 137H197V135L196 136H194V140L196 139ZM212 137H214L213 135L211 136V138ZM229 137V138H228ZM2 138V137H1ZM43 139L45 138V137H42ZM41 138V140H43ZM51 138V137H50ZM82 138V139H81ZM162 138V137H161ZM161 138H160V142H159V139H158V141L157 142H159V146H160V143L162 142L161 141ZM176 138H178V136L176 137ZM188 138L186 139V140H188ZM192 138V137H191ZM202 138V137H201ZM201 138H199V139H201ZM210 138V139H211ZM216 138H212V140L214 141ZM223 138V137H222ZM254 138V137H253ZM54 139V138H53ZM56 139V138H55ZM59 139V138H58ZM150 140L149 141V144L148 143H146V141L147 140ZM162 139V140H163ZM170 139V138H169ZM198 139V137H197V141L199 140ZM219 139H220V137H219ZM261 139V141H263L264 142V133H263V135H262V138H260ZM5 140V139H4ZM39 140V139H38ZM37 140V141H38ZM128 140H130L129 142H128ZM153 140L151 141V142H153ZM171 140H173L174 141V139H171ZM191 140H193V138L191 139ZM193 140V141H194ZM202 140V139H201ZM205 140V139H204ZM208 140V139H207ZM211 140V141H212ZM217 140V139H216ZM215 140V141H216ZM231 140V139H230ZM14 141V140H13ZM40 141V140H39ZM38 141V142H39ZM58 141V140H57ZM164 142H165V140H163ZM166 141H168V138H167V140ZM173 141L171 142V143H173ZM175 141H176V139H175ZM174 141V142H175ZM181 140L179 139H177V141L175 142V146H177L176 145V143L177 144H180L179 142H180ZM183 141V140H182ZM196 140H195V142H197ZM203 141V140H202ZM201 141V142H202ZM210 140H208V145H209V143L211 142ZM212 141V142H213ZM223 141V140H222ZM66 142V141H65ZM148 142V141H147ZM189 142H190V139H189ZM204 142V141H203ZM203 142L202 143H200L199 141H198V143H200L199 145H201L202 146V144H203ZM205 142H206V140H205ZM211 142V146H210V149L212 148V146H213V143ZM219 142V140L217 141V142H214L215 143V145L213 146V148L210 150L211 152H209V154H211V157H214L213 155H215L216 153L218 154V152L219 151H221L222 152V145H220V147H218V145L216 144V143H218ZM2 143V144H1ZM40 143H42V142H40ZM39 143V144H40ZM165 143H167V142H165ZM184 143H186V142H184ZM192 143V142H191ZM222 143V142H221ZM241 143V142H240ZM260 143V142H259ZM258 143V144H259ZM262 143V142H261ZM260 143V144H261ZM163 143H161V145H162ZM168 144H169V141H168ZM197 144V143H196ZM207 144H205L206 146H207ZM228 144H229V142H228ZM258 144H256V145H258ZM153 145V146H152ZM156 145V144H155ZM164 145H166V144H164ZM170 145V144H169ZM181 145V144H180ZM180 145H178V147L180 146ZM194 145V144H193ZM199 145H194L193 147H191L190 149H187V151L185 152V150H186V146H184V152H185V156H186V158L183 156V155H181V156H183L184 158H185V161L187 160V162L188 161H192L194 158L193 157H199L198 155L200 154V152L199 153H196L198 150H199ZM227 145V144H226ZM252 145V144H251ZM254 146L253 147H255V144H253ZM157 146V145H156ZM172 146V145H171ZM174 146V145H173ZM172 146V147H173ZM175 146H174V148H175ZM260 146V145H259ZM163 147V146H162ZM204 148H205V146H203ZM203 147H202V149H203ZM208 147V146H207ZM207 147H206V149H207ZM224 148L226 147V146H223ZM33 148H34V145H33ZM182 148V147H181ZM180 147H179V149H181ZM227 148V147H226ZM259 148V147H258ZM117 149V150H118ZM144 149V151L142 152V150ZM158 149H159V147H158ZM165 149H168V148H165ZM165 149H163V150H165ZM172 149V148H171ZM176 149V148H175ZM183 149V148H182ZM172 150H174V149H172ZM171 150V151H172ZM239 150V149H238ZM119 151V150H118ZM141 151V152H140ZM166 151H170V149L169 150H166ZM175 151V150H174ZM177 151H178V149H177ZM204 151H206V153H207V151H208V149L207 150H204ZM255 151V150H254ZM140 152V153H139ZM145 152V153H144ZM234 152V151H233ZM256 152H258V151H256ZM255 152V153H256ZM260 152V151H259ZM69 153V152H68ZM114 153H116V152H114ZM174 153V157H175V154L177 155V152H173ZM181 153V152H180ZM61 154V153H60ZM113 154V153H112ZM120 154V153H119ZM181 154H184V153H181ZM198 154V155H197ZM247 154V153H246ZM10 155V154H9ZM69 155V154H68ZM70 155V156H71ZM115 155V154H114ZM116 155H118V154H116ZM179 155V154H178ZM239 155V154H238ZM253 155V154H252ZM256 155V154H255ZM58 156H60V155H58ZM119 156V155H118ZM217 156V155H216ZM234 156V155H233ZM33 157V156H32ZM66 157V156H65ZM71 157V158H72ZM92 157V158H91ZM120 157H121V154H120ZM138 157V158H137ZM203 157V156H202ZM201 157V158H202ZM207 157H209V156H207ZM211 157H209L210 159H211ZM1 158V159H2ZM6 158H8V156L7 157H5V158H3V159H6ZM9 158H10V156H9ZM12 158V157H11ZM37 158V157H36ZM137 158V159H136ZM164 158V159H165ZM181 158V157H180ZM200 158V157H199ZM204 158H206V157H204ZM219 158V157H218ZM221 158V157H220ZM235 158V157H234ZM253 158L254 157H252V162L249 164V166L251 167L250 169H253V166H258L259 167V171H261L262 173V175H264V150H262V153H260L259 154V156H257L254 160H253ZM29 159V158H28ZM27 159V160H28ZM33 159V158H32ZM59 159V158H58ZM89 159V160H88ZM100 159V160H101ZM116 159V158H115ZM118 159V158H117ZM119 159H121V158H119ZM143 159V160H144ZM153 159H151V161H153ZM198 159V158H197ZM244 159V158H243ZM18 160V161H19ZM35 160V159H34ZM99 160V161H100ZM122 160V159H121ZM138 160H140V159H138ZM137 160V161H138ZM155 160V159H154ZM182 160V159H181ZM200 160V159H199ZM233 160V159H232ZM71 161V160H70ZM108 161V160H107ZM114 161V160H113ZM112 160H111V165H112V162H113ZM126 161V160H125ZM170 161V160H169ZM174 161V160H173ZM177 161V160H176ZM183 161V160H182ZM229 161H230V159H229ZM144 162H146V160H144ZM158 162V161H157ZM166 162V161H165ZM184 162V161H183ZM247 162V161H246ZM63 163V162H62ZM72 163V162H71ZM100 163V162H99ZM98 163V164H99ZM107 163V162H106ZM122 163V162H121ZM126 163V162H125ZM124 163V164H125ZM34 164V163H33ZM32 164V166H34ZM35 164H36V162H35ZM77 164V163H76ZM91 164V163H90ZM114 165L116 164H118V162L116 161L115 163H113ZM120 164V163H119ZM118 164V165H119ZM130 164V163H129ZM129 164H128V167H130V166H132V165H130L129 166ZM133 164V163H132ZM148 164V163H147ZM161 164V163H160ZM183 164V163H182ZM229 164V163H228ZM228 164H223V167H222V165H221V170H222V172H226V174H227V172H233V170L232 169H230V167L229 166H227ZM69 165V164H68ZM75 165V164H74ZM91 165H93V164H91ZM97 165V164H96ZM110 165V166H111ZM127 165V164H126ZM135 165V164H134ZM143 165V164H142ZM151 165V164H150ZM81 166V165H80ZM87 166V165H86ZM85 166V167H86ZM89 166V165H88ZM95 166V165H94ZM99 166V165H98ZM97 166V168H99ZM119 166H121V165H119ZM22 167H24V166H22ZM60 167V166H59ZM84 167V166H83ZM84 167V168H85ZM133 167V166H132ZM136 167V166H135ZM134 167V168H135ZM153 167V166H152ZM158 167V166H157ZM163 167V166H162ZM30 168V167H29ZM35 168V167H34ZM68 168H69V166H68ZM73 168V167H72ZM75 168V167H74ZM113 168V167H112ZM123 168H125V167H123ZM140 168V167H139ZM145 168V167H144ZM169 168V167H168ZM30 169H33V168H30ZM121 169V168H120ZM153 169V168H152ZM156 169V168H155ZM164 169V168H163ZM216 169V168H215ZM218 169H219V167H218ZM257 169V168H256ZM256 169H254L253 171H255ZM20 171H21V169H20ZM31 171H34V169L33 170H31ZM76 171H78V170H76ZM84 171V170H83ZM149 171V170H148ZM170 171V170H169ZM215 171V170H214ZM217 171V170H216ZM239 171V170H238ZM252 171V172H253ZM257 171V170H256ZM28 172V171H27ZM146 172V171H145ZM160 172V171H159ZM218 172H219V170H218ZM236 172V171H235ZM240 172V171H239ZM25 173V172H24ZM105 172H103L102 170H100V169H95V170H92V171H90V174H89V176L88 177H86V178H82V181H81V183H79L80 185L78 186V193H76L77 195L76 196H73L72 194V197L70 196H67V195H69V194H65L64 195V193H63V195H61L57 200L54 198V201L52 202L51 200V203H50V205H49V203H47V204H45V205H43L42 204V208L40 209L41 211L40 212H43V210L45 209V210H47V209H49V212H48V214H47V217H46V219L44 220V222H43V225H42V228H44L43 230H45V232H47L46 231V229H48V230H50V232L53 230V231H57V232H61V233H66L67 231H72V233H70L69 235L70 236H72L73 235V232L75 231V232H77V233H74L75 235H77V236H79L80 234L82 235V233H88V234H90L91 232L90 231H94V230H96L95 228L96 227H99V226H101V225H105V223H107V221H108V219H107V216L106 217H103L104 215H105V211L103 212L102 210V208H100V209H98V208H96L95 206H97L98 207V204H100L101 202H102V200L103 199H105L106 198V195H107V193H113V190L115 191V190H117V188H116V186L114 185V184H111V186H107V184H106V187H105V185H103L102 184V182H101V180H100V182H98L97 180H99V179H101L104 175ZM162 173V172H161ZM166 173V172H165ZM214 173H216V172H214ZM5 174H8V173H5ZM153 174V173H152ZM217 174V173H216ZM218 174H220V173H218ZM240 174V173H239ZM259 174V173H258ZM257 174V175H258ZM59 175V174H58ZM88 175V174H87ZM222 175V174H221ZM245 175V174H244ZM254 175V174H253ZM7 176V175H6ZM9 176V175H8ZM28 176V175H27ZM106 176H107V174H106ZM111 176V175H110ZM109 176V177H110ZM113 176V175H112ZM260 176V175H259ZM51 177H53V176H51ZM68 177V176H67ZM109 177H105V178H108V180H110L111 179V177H110V179H109ZM126 177V176H125ZM219 177H221V176H219ZM232 177V176H231ZM240 177V176H239ZM218 178V177H217ZM68 179V178H67ZM102 179H104V178H102ZM130 179V178H129ZM143 179V178H142ZM219 179V178H218ZM107 180V179H106ZM107 180V181H108ZM117 180H118V178H117ZM120 180H121V178H120ZM123 180V179H122ZM137 180V179H136ZM52 181V180H51ZM113 181L115 182V180H114V178H113ZM124 182H125V180H123ZM126 181H130V180H126ZM141 181V180H140ZM148 181V180H147ZM95 182H97V183H95ZM50 183H52V182H50ZM56 183V182H55ZM54 183V184H55ZM104 183H105V180H104ZM109 183V182H108ZM113 183V182H112ZM119 182H117V184H118ZM126 183V182H125ZM132 183V182H131ZM137 182H135V183H133V184H136ZM222 183V182H221ZM221 183H220V185H221ZM8 184V183H7ZM124 185V183H121V185ZM129 183H127V185H128ZM180 184V183H179ZM43 185H44V183H43ZM51 185V184H50ZM114 185V187H112ZM181 185V184H180ZM180 185H179V187H180ZM229 185V184H228ZM125 186V185H124ZM134 186V185H133ZM132 186V187H133ZM62 187V186H61ZM135 187H136V190L138 191L136 194H135V196L134 197H128L127 199L126 198H121V196H120V198H121V200H120V202H118V206H120V208H121V206L122 207H125L126 208V210L131 206L132 207V203L133 202H135V204L137 203V202H139V204H141V205H138L137 206V204H136V207H134V209L132 208V211H131V208H130V213L129 214H131V216L134 214L135 215V219H136V217H138L139 219H140V221H144L145 219H147L149 216V214H150V211H154V210H156V211H158V210H160L161 209V211L163 210L164 211V207H167V208H165V209H169V207H170V204L169 203H172V202H170V201H176L177 200V195L179 194V190L177 189V188H175L176 186H172L171 188H170V186H161L160 184H157V183H155V182H148V183H138L137 184V186L135 185ZM174 187V188H173ZM233 187V186H232ZM74 188V187H73ZM121 188V187H120ZM213 188V187H212ZM219 188H221L220 186H219ZM227 188V187H226ZM239 188V187H238ZM249 188V187H248ZM52 189H53V187H52ZM133 189H134V187H133ZM223 189V188H222ZM6 190V187H5V184H4V182H0V199L3 197V196H5L4 194V191ZM56 190V189H55ZM119 190V189H118ZM126 190V189H125ZM136 190H135V192H136ZM257 190L259 191V188H257ZM262 190V192H263V189H260V191ZM21 191V190H20ZM19 191V192H20ZM44 191L45 190H43V193H44ZM59 191V190H58ZM57 191V192H58ZM109 191H112V192H109ZM121 191V190H120ZM123 191V190H122ZM134 191V190H133ZM182 191V190H181ZM214 191V190H213ZM258 191H256V193H258ZM259 191V193L261 194V196L262 195H264V193L262 194L261 192ZM73 192V191H72ZM77 192V191H76ZM118 192L119 191H117V194H118ZM128 192V191H127ZM132 192V191H131ZM251 192H253V191H251ZM46 193V192H45ZM124 194H126L125 192H123ZM181 193V192H180ZM213 193V192H212ZM256 193H255V196H256ZM62 194V193H61ZM73 194H75V193H73ZM108 194V195H109ZM123 194V195H124ZM129 194H130V192H129ZM132 194V193H131ZM134 194V193H133ZM210 194H211V192H210ZM240 194V193H239ZM260 194H257V195H260ZM32 195V194H31ZM44 195V194H43ZM46 195H47V193H46ZM53 195V193L51 194V196ZM55 195V194H54ZM53 195V196H54ZM59 195V194H58ZM112 195V194H111ZM127 195V194H126ZM181 195V194H180ZM214 195V194H213ZM221 195V194H220ZM223 195H225V194H223ZM23 196V195H22ZM49 196V195H48ZM53 196H52V198H53ZM118 196V195H117ZM216 196V195H215ZM214 196V197H215ZM222 196V195H221ZM45 197H47V196H45ZM50 197V196H49ZM110 197V196H109ZM263 197V196H262ZM43 198V197H42ZM51 198V199H52ZM112 198V197H111ZM116 198V197H115ZM264 198V197H263ZM18 199V198H17ZM237 199H239V198H237ZM245 199V198H244ZM3 200V199H2ZM46 200H49V199H46ZM56 200V201H55ZM109 200V199H108ZM219 200V199H218ZM1 201V200H0ZM106 199H105V203H106ZM178 201V200H177ZM217 201V200H216ZM223 201V200H222ZM236 201V200H235ZM27 202V201H26ZM243 202V201H242ZM1 203H2V201H1ZM45 203V202H44ZM181 203V202H180ZM225 203V202H224ZM39 205V204H38ZM47 205V206H46ZM101 205V204H100ZM106 205V204H105ZM181 205H183V204H181ZM46 206V207H45ZM49 206V207H48ZM103 206H104V204H103ZM108 206V205H107ZM107 206H105V207H107ZM110 206V205H109ZM116 206H117V204H116ZM172 206H173V204H172ZM176 206H178V204L176 205ZM44 207V208H43ZM101 207H102V205H101ZM118 208V207H117ZM43 209V210H42ZM110 208L108 207V209H107V211L109 210ZM113 209V208H112ZM112 209H110V210H112ZM115 209H116V207H115ZM234 209V208H233ZM15 210V209H14ZM105 210H106V208H105ZM114 210V209H113ZM117 210H119V209H116V215H117ZM125 210V209H124ZM124 210H123V214L125 213L124 212ZM173 210H176L175 208L173 209ZM173 210H172V208L171 209H169V210H165L164 211V213H171V211L173 212ZM179 210V209H178ZM239 210V209H238ZM248 210V209H247ZM129 211V210H128ZM127 211V212H128ZM163 211L161 212V213H163ZM101 213V215H103V216H101L100 215V213ZM113 212V211H112ZM111 212V213H112ZM132 212V213H131ZM220 212V211H219ZM244 212V211H243ZM250 212V211H249ZM44 213H45V211H44ZM43 213V214H44ZM106 213H108V212H106ZM114 213V212H113ZM163 213V214H164ZM9 214V213H8ZM18 214V213H17ZM126 214V213H125ZM124 214V215H125ZM157 212H156V216H157ZM159 215L157 218H158V220L162 217V216H164V215ZM174 214V213H173ZM216 214V213H215ZM223 214V213H222ZM41 216H39L40 217V220H41V218H45V217H43L42 216V214H40ZM100 215V216H99ZM111 215V214H110ZM124 215L122 216V217H124ZM128 215V214H127ZM126 215V216H127ZM176 215V214H175ZM224 215V214H223ZM114 216V215H113ZM119 216V215H118ZM117 216V217H118ZM165 216H167V215H165ZM7 218H8V215L6 216ZM25 217V216H24ZM28 217V216H27ZM100 217V218H99ZM115 217V216H114ZM128 217V216H127ZM217 217V216H216ZM228 217V216H227ZM226 217V218H227ZM35 218V217H34ZM125 218V217H124ZM157 218H156V220H157ZM19 219V218H18ZM27 219V218H26ZM36 219V218H35ZM42 219V220H43ZM111 219V218H110ZM117 219V218H116ZM153 219H155V218H153ZM221 219V218H220ZM243 219V218H242ZM31 220H33V219H31ZM30 220V221H31ZM115 220V219H114ZM118 220H119V217H118ZM117 220V221H118ZM129 220V219H128ZM148 220H151V219H148ZM14 221V220H13ZM29 221V220H28ZM110 221H113V220H110ZM216 221H217V219H216ZM223 221V220H222ZM11 222V221H10ZM33 222V221H32ZM36 222H38V221H36ZM42 222V221H41ZM146 222V221H145ZM13 223V222H12ZM22 223V222H21ZM40 223V222H39ZM117 223H119V222H117ZM127 223V222H126ZM136 223V222H135ZM201 223V222H200ZM210 223V222H209ZM157 224V222H155L154 220H153V222H149L148 224H146L147 225V232H145V234L140 238V239H142L141 241L143 242V244L145 243V242H148V243H146V245L147 244H149L150 245V242H152L153 243V245H154V243L155 244H157V246H160V245H158V244H161V243H163L158 237L157 238H152L151 240L149 239L150 238V236H152L150 233L152 232H154V229H155V225ZM21 225V224H20ZM40 225V224H39ZM120 225V224H119ZM118 225V226H119ZM130 225V224H129ZM152 227H151V226ZM113 226V225H112ZM117 226V227H118ZM132 226V225H131ZM142 226V225H141ZM143 226H144V224H143ZM150 226V227H149ZM155 226V227H154ZM36 227H37V225H36ZM40 228H41V226H40ZM108 228V227H107ZM142 228V227H141ZM203 228V227H202ZM242 228V227H241ZM37 229V228H36ZM146 229V228H145ZM144 229V230H145ZM220 229V228H219ZM234 229V228H233ZM259 229V228H258ZM257 229V230H258ZM105 230V229H104ZM112 230V229H111ZM137 230V229H136ZM143 230V229H142ZM264 230V229H263ZM40 231V230H39ZM103 231V230H102ZM106 231V230H105ZM109 231V230H108ZM244 231V230H243ZM43 232V231H42ZM49 232V233H50ZM90 232V233H89ZM99 232V231H98ZM104 232V231H103ZM111 232V231H110ZM230 232H233V231H230ZM237 232H240L239 230L237 231ZM44 233V232H43ZM48 233V232H47ZM53 233V232H52ZM52 233H50V234H52ZM68 233V232H67ZM66 233V234H67ZM80 233V234H79ZM97 233V232H96ZM113 233V232H112ZM111 233V234H112ZM49 234V235H50ZM55 234H56V232H55ZM72 234V235H71ZM120 234V233H119ZM139 234V233H138ZM57 235V234H56ZM59 235H61V234H59L58 233V236L57 237H59ZM75 235H73V236H75ZM85 235V234H84ZM246 234H244V236H245ZM46 236V235H45ZM86 236H87V234H86ZM85 236V237H86ZM106 236V235H105ZM104 236V237H105ZM237 236V235H236ZM52 237V236H51ZM82 237H84V236H82ZM95 237V236H94ZM118 237H120V235L118 236ZM126 237V236H125ZM166 237V236H165ZM37 238H38V236H37ZM46 238V237H45ZM50 238V237H49ZM53 238V237H52ZM61 238H63V237H61ZM68 238V237H67ZM73 238V237H72ZM79 238H81V237H79ZM138 238V240H139V237H137ZM237 238V237H236ZM239 238H240V236H239ZM243 238V237H242ZM64 239H66V238H64ZM64 239H62L63 241H65ZM74 239H75V237L73 238V243H74ZM85 239V238H84ZM83 239V240H84ZM95 239H96V237H95ZM108 239V238H107ZM45 240V239H44ZM46 240H47V238H46ZM45 240V241H46ZM52 240V239H51ZM51 240L49 239V242H51ZM56 240V239H55ZM61 239H59V241H60ZM61 240V241H62ZM138 240H137V242H138ZM235 240V239H234ZM244 240H246V239H244ZM60 241V242H61ZM126 241V240H125ZM54 242V241H53ZM58 242V239H57V241H56V243ZM66 242V241H65ZM118 242V241H117ZM124 242V241H123ZM239 242V241H238ZM246 242V241H245ZM244 242V243H245ZM63 244H65V245H67V247H68V245H70V244H68V242H67V244L66 243H64V242H62ZM61 243V244H62ZM70 243H71V245H72V241H70ZM79 243V242H78ZM86 243V242H85ZM116 243V242H115ZM136 243V242H135ZM55 244V243H54ZM60 244V243H59ZM75 244V243H74ZM89 244V243H88ZM99 244V243H98ZM137 244V243H136ZM79 245V244H78ZM133 245V244H132ZM139 245V244H138ZM149 245H147V246H149ZM152 245V244H151ZM162 245V244H161ZM168 245V244H167ZM134 246H136V245H134ZM74 247V246H73ZM138 247V246H137ZM150 247V246H149ZM148 247V248H149ZM0 248H2V249H0L1 251L3 250V247H0ZM65 248V247H64ZM75 248H76V246H75ZM140 248V247H139ZM148 248H147V251H148ZM165 248V247H164ZM243 248H244V245H243ZM68 249V248H67ZM146 249V248H145ZM5 250V249H4ZM84 250V249H83ZM107 250V249H106ZM139 250V249H138ZM153 250V249H152ZM151 250V251H152ZM241 250H242V247H241ZM0 251V252H1ZM147 251H145V253H147L148 254V252ZM4 252H6V250L4 251ZM140 252V251H139ZM153 252V251H152ZM2 253V252H1ZM6 253H8V252H6ZM61 253V252H60ZM82 253V252H81ZM140 253H142V252H140ZM40 254V253H39ZM76 254H77V252H76ZM83 254V253H82ZM151 254V253H150ZM158 254V253H157ZM78 255V254H77ZM80 255V254H79ZM149 255V254H148ZM148 255H146L147 257H148ZM84 256V255H83ZM88 256H89V254H88ZM155 256V255H154ZM158 256V255H157ZM86 257V256H85ZM93 257V256H92ZM100 257V256H99ZM112 257V256H111ZM145 257V256H144ZM150 257V256H149ZM178 257V256H177ZM156 258V257H155ZM171 258H172V255H171ZM174 258L175 257H173V263H174ZM54 259V258H53ZM77 259V258H76ZM87 259V258H86ZM96 259V258H95ZM160 259V258H159ZM49 261V260H48ZM98 262H99V259L97 260ZM101 261V260H100ZM109 261V260H108ZM68 262V261H67ZM105 262V261H104ZM171 262H172V260H171ZM48 263V262H47ZM81 263V262H80ZM95 263V262H94ZM108 263V262H107ZM175 263H176V259H175ZM84 264V263H83ZM155 264V263H154ZM192 264V263H191Z\"/></svg>",
  "mask_w": 264,
  "mask_h": 264
}]
</instances>
